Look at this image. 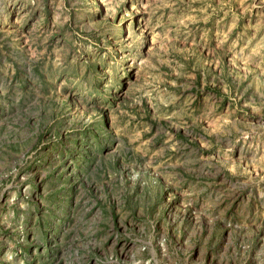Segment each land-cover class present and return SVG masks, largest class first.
<instances>
[{"label": "rangeland", "instance_id": "rangeland-1", "mask_svg": "<svg viewBox=\"0 0 264 264\" xmlns=\"http://www.w3.org/2000/svg\"><path fill=\"white\" fill-rule=\"evenodd\" d=\"M0 264H264V0H0Z\"/></svg>", "mask_w": 264, "mask_h": 264}]
</instances>
